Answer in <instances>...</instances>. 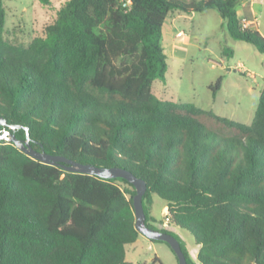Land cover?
Returning a JSON list of instances; mask_svg holds the SVG:
<instances>
[{
	"label": "trees",
	"instance_id": "16d2710c",
	"mask_svg": "<svg viewBox=\"0 0 264 264\" xmlns=\"http://www.w3.org/2000/svg\"><path fill=\"white\" fill-rule=\"evenodd\" d=\"M245 1L66 0L25 47L4 41L0 0V264H129L126 246L141 236L134 186L72 163L144 181L146 226L175 237L187 264H264V84L250 124L152 91L165 80L162 27L174 11L214 10L264 55V36L238 18ZM154 195L199 246L195 261L152 224Z\"/></svg>",
	"mask_w": 264,
	"mask_h": 264
},
{
	"label": "rangeland",
	"instance_id": "374dc122",
	"mask_svg": "<svg viewBox=\"0 0 264 264\" xmlns=\"http://www.w3.org/2000/svg\"><path fill=\"white\" fill-rule=\"evenodd\" d=\"M65 2L50 0L43 5L40 0H3L6 14L4 41L29 46L35 38L44 34ZM252 9L254 16L250 19L255 23L253 28L264 36V3L256 2ZM238 11L243 14L241 6ZM178 15L181 18L177 19ZM177 31L190 37V43L184 47L181 55L171 57L169 45ZM161 46L167 55L168 69L164 81L157 79L153 83L152 91L156 97L191 103L219 117L243 124L251 123L264 84V55L253 45L234 40L217 12H171L162 27ZM218 79H221L220 89L214 94L213 87ZM161 202L163 200L158 196H153L151 214L162 222ZM156 228H160V225ZM170 232L180 238L191 257L198 248L192 235L174 227H170ZM144 241L149 243L150 240ZM152 243H156L153 249L142 247L128 255V258H135L133 264H152L149 260L155 256L163 264H178L166 244Z\"/></svg>",
	"mask_w": 264,
	"mask_h": 264
},
{
	"label": "water",
	"instance_id": "95a60500",
	"mask_svg": "<svg viewBox=\"0 0 264 264\" xmlns=\"http://www.w3.org/2000/svg\"><path fill=\"white\" fill-rule=\"evenodd\" d=\"M8 135L7 132L0 133V139H5ZM17 147L25 153L27 156L38 160L41 163L53 164L55 161H59L57 158H53L43 153H37L32 150L28 145H23L19 142H16ZM69 171L82 173L87 175H94L105 179H115L122 178L132 184L136 190V194L133 197V207L135 211L136 229L140 234L151 241H160L166 243L174 253L178 264H187L185 255L181 249L180 243L178 240L170 234L163 233L161 231L151 229L145 224V214L143 209L142 198L146 192V184L144 181L135 178L130 173L120 170V169H105V168H96L92 166H84L79 164H73L67 168Z\"/></svg>",
	"mask_w": 264,
	"mask_h": 264
},
{
	"label": "crops",
	"instance_id": "0c3cea01",
	"mask_svg": "<svg viewBox=\"0 0 264 264\" xmlns=\"http://www.w3.org/2000/svg\"><path fill=\"white\" fill-rule=\"evenodd\" d=\"M256 2L264 3L263 0H247L245 2H242V3L238 4L237 7H236V12H237L238 18L242 22V26L244 28L248 27L250 29L257 30L255 28H253L255 26V23H254L253 20L250 19L251 17L254 16L252 5L254 3H256ZM239 6L242 7L243 14H241L238 11ZM208 12H209V10H208ZM179 18H181V17L178 15L177 19H179ZM246 19L248 21H247V24L244 25L243 21L246 20ZM179 32H182V31H177L176 32L173 41L169 45L170 46V56L171 57H176L178 55H181V53L184 52V47H186L187 44L190 43L189 42L190 41V37L188 38L187 36H185V34L183 32H182L183 35L179 37V36H177V34ZM160 205H162V211L160 213V216L163 218L168 213V211H167V208L165 206V202H161ZM152 216L156 220V222H153L152 224L154 226L160 225V228H157V229H167L168 231H170V227H174L176 230L181 229V228L175 226L174 224H170V223L166 224L164 222V220L161 222L153 214H152ZM144 240H147L146 237L141 235L136 240V242L126 246V261L129 264H133V261H135V258H128L129 254H132L133 252L138 251L139 249H142V247H147L148 249H153V247L156 246V243H152L151 240L149 241V243H146L147 241H144ZM198 251H199V246H198V248H195L194 254L191 255V257H190L193 261L196 260ZM149 261H151V263H154V261H155V263H157V264H163L161 262V260L158 258V256H155L152 260H149Z\"/></svg>",
	"mask_w": 264,
	"mask_h": 264
},
{
	"label": "built area",
	"instance_id": "2783aa9c",
	"mask_svg": "<svg viewBox=\"0 0 264 264\" xmlns=\"http://www.w3.org/2000/svg\"><path fill=\"white\" fill-rule=\"evenodd\" d=\"M127 4H129V2H127ZM124 5H126V4H124ZM245 24H247V21L245 20V23H244V25ZM183 35V33L182 32H179L178 34H177V36H182ZM164 222L167 224V223H170V219L168 218V213L164 216ZM152 264H157V263H152Z\"/></svg>",
	"mask_w": 264,
	"mask_h": 264
}]
</instances>
